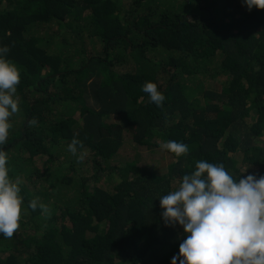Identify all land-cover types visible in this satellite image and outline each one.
Returning a JSON list of instances; mask_svg holds the SVG:
<instances>
[{
	"label": "trees",
	"instance_id": "trees-1",
	"mask_svg": "<svg viewBox=\"0 0 264 264\" xmlns=\"http://www.w3.org/2000/svg\"><path fill=\"white\" fill-rule=\"evenodd\" d=\"M2 46L21 74L4 147L23 204L0 264H171L186 236L165 225L159 199L198 161L264 176V10L0 0ZM170 140L188 153L163 150Z\"/></svg>",
	"mask_w": 264,
	"mask_h": 264
},
{
	"label": "clouds",
	"instance_id": "clouds-1",
	"mask_svg": "<svg viewBox=\"0 0 264 264\" xmlns=\"http://www.w3.org/2000/svg\"><path fill=\"white\" fill-rule=\"evenodd\" d=\"M242 3L249 12L264 10V0ZM9 51L7 46L0 47V236L5 239L12 238L20 227L23 204L20 182L9 176L4 147L12 127L10 117L19 111L16 93L21 82L18 67L6 58ZM142 91L157 107L164 104L156 84L148 82ZM78 145L82 147L74 138L68 151L75 155ZM161 148L177 158L189 150L175 140ZM159 201L165 225H179L186 236L171 264H264V176L236 180L222 164L201 160L190 175L183 176L176 190ZM31 207L35 210V201Z\"/></svg>",
	"mask_w": 264,
	"mask_h": 264
},
{
	"label": "rangeland",
	"instance_id": "rangeland-1",
	"mask_svg": "<svg viewBox=\"0 0 264 264\" xmlns=\"http://www.w3.org/2000/svg\"><path fill=\"white\" fill-rule=\"evenodd\" d=\"M42 162L38 160V162H36L37 165H40ZM115 164V163H114ZM123 167V166H121Z\"/></svg>",
	"mask_w": 264,
	"mask_h": 264
}]
</instances>
